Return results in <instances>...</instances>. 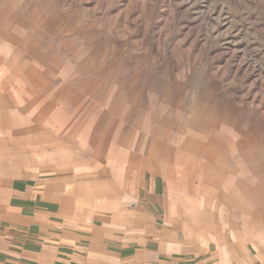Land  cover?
<instances>
[{
	"label": "rangeland",
	"instance_id": "1",
	"mask_svg": "<svg viewBox=\"0 0 264 264\" xmlns=\"http://www.w3.org/2000/svg\"><path fill=\"white\" fill-rule=\"evenodd\" d=\"M15 178L65 216L155 182L201 229L238 192L264 228V0H0V229Z\"/></svg>",
	"mask_w": 264,
	"mask_h": 264
},
{
	"label": "crops",
	"instance_id": "2",
	"mask_svg": "<svg viewBox=\"0 0 264 264\" xmlns=\"http://www.w3.org/2000/svg\"><path fill=\"white\" fill-rule=\"evenodd\" d=\"M27 179L9 186L0 264H264V228L253 226L252 205L238 192L223 219L219 197L206 207L216 222L206 229L208 219L201 229L173 207L178 195L160 192L155 182L131 195L108 186L112 192L106 187L94 198L86 186L84 196L76 187L72 216H65L53 210L44 185ZM238 203L242 219L235 217Z\"/></svg>",
	"mask_w": 264,
	"mask_h": 264
}]
</instances>
